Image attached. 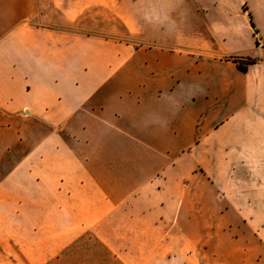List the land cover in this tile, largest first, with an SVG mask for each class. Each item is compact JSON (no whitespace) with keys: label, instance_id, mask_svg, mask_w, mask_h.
Returning <instances> with one entry per match:
<instances>
[{"label":"crops","instance_id":"0c3cea01","mask_svg":"<svg viewBox=\"0 0 264 264\" xmlns=\"http://www.w3.org/2000/svg\"><path fill=\"white\" fill-rule=\"evenodd\" d=\"M231 7L0 0V264H264V0Z\"/></svg>","mask_w":264,"mask_h":264},{"label":"rangeland","instance_id":"374dc122","mask_svg":"<svg viewBox=\"0 0 264 264\" xmlns=\"http://www.w3.org/2000/svg\"><path fill=\"white\" fill-rule=\"evenodd\" d=\"M248 2L254 3L255 0H249V1L248 0H244V1L231 0V6H232L231 7L232 12L231 13L233 14V16L235 17V12H234L235 8H237L239 10L241 8L243 9V6H245L248 10ZM204 29H205V27H198V26L193 27L191 30L192 31L191 35H194V37L197 38V36L200 34V31L201 30L204 31ZM206 29H208V28H206ZM256 29H258V28H256ZM254 32H255V28H254ZM258 32H259V30H258ZM255 36L257 39L260 38L259 33H257ZM117 237L118 236H111V239L116 240ZM200 238H202L201 235L193 233V234H189V236L183 241L181 246L179 245L178 241H174V247L172 249V252H174L175 258L184 260L183 257L185 255H189V257L185 258L188 260V261H186V264H198V262H196V261H197V258L199 257V246H200L199 241H200ZM180 248H184L185 250L184 251L179 250ZM179 256H182V257H179ZM176 264H179V263L176 262Z\"/></svg>","mask_w":264,"mask_h":264},{"label":"trees","instance_id":"16d2710c","mask_svg":"<svg viewBox=\"0 0 264 264\" xmlns=\"http://www.w3.org/2000/svg\"><path fill=\"white\" fill-rule=\"evenodd\" d=\"M243 9H244V11H247V8L245 6H243ZM250 18H251L250 19L251 25L255 28L254 33L256 35L258 33V29H256V27H255V24H254V21H253L251 14H250ZM256 44H259L258 39L256 40ZM228 59H232L233 61H235L238 65V67L244 72L248 71L249 65L256 62V59L250 58V57L231 56Z\"/></svg>","mask_w":264,"mask_h":264},{"label":"water","instance_id":"95a60500","mask_svg":"<svg viewBox=\"0 0 264 264\" xmlns=\"http://www.w3.org/2000/svg\"><path fill=\"white\" fill-rule=\"evenodd\" d=\"M253 27V26H252ZM254 28V27H253Z\"/></svg>","mask_w":264,"mask_h":264}]
</instances>
